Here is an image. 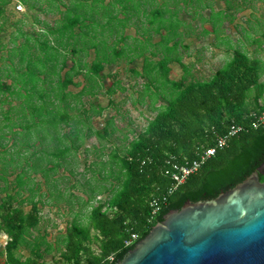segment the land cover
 I'll list each match as a JSON object with an SVG mask.
<instances>
[{"label": "trees", "instance_id": "trees-1", "mask_svg": "<svg viewBox=\"0 0 264 264\" xmlns=\"http://www.w3.org/2000/svg\"><path fill=\"white\" fill-rule=\"evenodd\" d=\"M150 2L154 3V0H109L107 3H103V0H69L68 3L58 0L55 7L62 4L65 10L62 11V17L55 21V25L48 26L43 21L46 26L43 32L33 37L26 34L28 38L25 42L9 49V56L6 58L11 61L8 69L3 65L4 71L1 75L10 77L9 72L17 71L19 65L25 67V61L27 68L37 64V81L42 79L43 73L45 77L57 75V86L50 90L49 107L33 102L32 93L31 100L28 101L30 96L26 99L28 114H32V121L26 124V131L30 134L33 133L32 127L35 123L44 128L48 126L44 125L48 122L58 131L61 122L68 124V121H73V130L70 131L72 141L80 138V126L87 124L90 117L84 108L77 114H69L66 111L70 106L67 98L73 97L74 101L76 99L80 102L79 96L85 92H93L91 89L94 85H100L98 77H102L100 71L104 62L114 60L126 50L130 53L133 51L130 60L142 56L140 68L133 66L129 69L145 79L140 94L142 97H149V107L156 110V113L140 131L135 133L134 129H130L135 133L131 140L123 143L121 148L112 147L108 152V160L100 162L98 175L102 181L109 180V183H99L90 188L92 195H89L87 201L95 198L96 203L90 206L87 223L83 224L74 217L54 242L46 240L45 231L31 237V232L37 229L40 220L37 200L31 196L17 199L15 193L9 191L0 196V231L8 236L4 246L5 264H45L44 254L52 249L59 252L57 257H51L53 264H117L138 239L144 237L155 223L162 220L167 211L179 208L187 199L196 201L215 197L221 190L232 187L249 175L264 159V120L257 121L260 115H264V83L260 81L264 65L259 58L250 57L245 51L235 48L231 58L209 78L195 77L181 62L179 55H175L181 34L178 27L184 23V19L177 16L179 6L172 9L169 7L170 4H177V0H162L147 9L145 4ZM116 3L124 14L128 11L129 13L118 17L114 12ZM225 3L227 8L217 11L223 13V17L228 14L226 10L232 7L229 1ZM33 5L28 3V6ZM204 6H211V3H205ZM210 11L208 19L213 21L215 12L212 9ZM1 12L0 7V15ZM131 15L138 19L143 17L139 20L142 23L143 20L147 22L146 26L142 24L140 27L142 37L134 38L136 43L133 47L120 45L117 48L116 44L128 36L122 33V28ZM174 18L176 23L171 21ZM119 26L121 32L118 30ZM204 31L208 30L204 28ZM153 32L159 34L156 41L151 39ZM41 35L44 36L42 39L39 37ZM112 35L115 39L109 45L107 37ZM31 38L36 41L40 53L31 51L34 46L28 41ZM24 45L28 47L27 56H19L15 66L10 55L16 54L18 48H23ZM88 48L95 50V57L89 63L81 60L78 55L81 52L86 53ZM108 48L111 49L110 56ZM68 52L72 53V65L69 67L66 66ZM43 54L44 63L38 60ZM48 61L54 62L53 68H48ZM173 61L181 62L185 70L178 79L169 77L170 63ZM83 67L86 71H83ZM65 68L64 74H59L58 70ZM18 74L19 71L13 76L12 83L0 79V91L23 95L20 90L13 89L17 86ZM79 74L89 81L92 80L94 84L90 83V88L83 86L76 93L66 91L69 84L78 83L74 81V77ZM116 85L117 81L112 82L106 89L107 92H114ZM45 95L38 93L37 98L42 101ZM54 98L62 105H54ZM158 101L160 103L155 105ZM54 108L61 110L53 111ZM51 114L47 121L40 120L43 115L48 117ZM4 117L10 119V111ZM35 117L37 121L33 120ZM233 124L241 128L196 171L171 190L174 165L199 158L203 150L214 146L216 139L227 134ZM6 125L9 128L15 125L22 128L24 124L9 120ZM110 126H114L112 117L105 121L101 129H93V132L99 138H104L114 132V127L109 129ZM23 130L25 129L22 128L21 131ZM67 136V133H62L61 137ZM123 138L128 139L126 133ZM68 150L69 147L65 145L54 154L61 156ZM5 152V149L0 151V163L3 166L0 167V179L6 183L8 179L3 174L4 168L12 158L4 161L1 153ZM102 169L107 170L103 175ZM23 173L21 171L16 174V187H21ZM94 179L100 180L95 177ZM260 179L263 180L264 176L260 175ZM6 189L5 184L0 191ZM101 193L107 194L104 199L97 197ZM25 201L30 203L27 211L22 205ZM153 201H157L156 211H153ZM132 233L136 235V239L126 245L125 240ZM21 246L29 247L30 254L24 258L17 253Z\"/></svg>", "mask_w": 264, "mask_h": 264}, {"label": "rangeland", "instance_id": "rangeland-1", "mask_svg": "<svg viewBox=\"0 0 264 264\" xmlns=\"http://www.w3.org/2000/svg\"><path fill=\"white\" fill-rule=\"evenodd\" d=\"M57 1L0 0V7L2 8L0 15V56L4 57L3 59L0 57V73L4 71V66L8 69V63L11 60L6 57L9 56L10 48L25 42L28 38H26V34L33 37L37 33L43 32L46 28L43 21L48 26H54L55 21L62 17V11L65 10V6L59 4L58 8H56L55 2L57 3ZM61 1L69 2V0ZM108 1L103 0V3ZM138 1L142 0H135V2ZM160 1L162 0L146 3L145 7L151 9L155 3ZM225 1H229L232 7L226 10L228 14L223 17V13H218L217 11L227 8ZM225 1L177 0V4H170L169 6L171 9L179 6L177 16L184 19V23L178 27L181 34L175 55H179L181 62L197 78H209L218 67L231 58L235 48L245 51L250 57L259 58L264 65V0ZM28 3H33L34 5L28 6ZM186 3L190 4L187 5ZM191 3L195 5L192 6ZM205 3H211V6H204ZM18 5H21V7L19 8ZM211 9L213 13L215 12L213 21L208 19ZM114 12L117 13L118 17H123L129 13L128 11V13L124 14L118 3L115 4ZM103 19L101 18V20ZM139 19H143V17ZM139 19L131 15L127 20L125 27L122 28V33L128 36L125 40L116 44L117 48H120V45L133 47L136 43L134 38L142 37L140 27L142 24L146 26L147 22L143 20L142 23ZM171 21L176 23L175 18L171 19ZM175 23L172 24L174 25ZM204 28L208 31L205 32ZM118 30H121L120 26ZM106 32L105 30L104 33ZM39 37L42 39L44 36L41 35ZM49 37L51 38L52 35ZM113 39H115L113 35L108 36L107 43L111 45ZM151 39L154 41L158 40L159 34L153 32ZM28 41L34 45L31 47V51L40 53L36 41H33L32 38ZM27 49V45H24L23 48H18L16 54L10 55L15 66L18 64L19 56H27ZM107 51L110 56L111 49L108 48ZM78 55L81 60L89 63L95 57V50L88 48L86 53L81 52ZM132 55L133 51L130 53V51L126 50L123 55L114 58V60L104 62L100 71L102 77H98L100 85L95 84L94 88L91 89L94 93H83L78 97L80 102H77L76 99L74 101L73 97L67 98L71 106L66 108L69 114H77L81 112L79 110L84 108L87 109L90 117L89 121L86 122L87 124L80 126V138L74 141H72V134H70L74 126L72 125L73 121L71 123L68 121V124L61 122L58 126V131H55L48 122L44 124L48 125L44 126V128L42 125L35 123L31 134L26 131V124L32 121V114H28L27 97L30 96L29 101L33 94V102L46 106V108L49 107L50 90L52 87L55 88L57 86V75H52V77L46 75L45 77L43 73L41 74L42 79L37 81L38 78L35 72L37 64H32L27 68L25 61V67H20L19 65L16 68L19 71L18 79L16 78L18 83L17 86L13 87V89L20 90L23 95L11 94L6 90L0 91V151L2 149L6 150L5 153H1L4 161L12 158L11 162L6 164L3 173L8 182L5 183L4 180L0 179V188L5 184L7 185L6 190L0 191V196L9 191L12 194L15 193L17 199L31 196L38 201L40 220L37 229L31 232V237L45 231L46 240L54 242L56 237L65 231L66 226L74 217L81 223L86 224L90 206L92 203H96L95 198H92L89 202L87 201L89 195H92L90 188L99 183H109V180L102 181L99 177L100 175H98L101 166L100 162L108 160V152L112 147L121 148L125 143H128L136 132L145 127L148 119L155 115L156 110L149 107V97L146 95L142 97L140 94L143 90V81L145 79L133 74L129 69L133 66L140 68L142 56L134 57L130 60L129 58ZM71 58L72 53L68 52L66 57L67 67L72 65ZM38 60L44 63V54L43 56L40 55ZM181 62L173 61L170 63L169 77L178 79L185 73ZM40 63L38 62V64ZM47 64H49L48 68H53L54 62L48 61ZM11 70L13 69L11 68ZM65 70L66 68L59 69V74L63 75ZM17 71L9 72L10 77L9 75L3 76L0 74V79L12 83L13 76L17 74ZM83 71H86L85 67H83ZM6 74H8L7 71ZM43 77L45 78L43 79ZM84 77L82 74L76 75L74 81L78 83L69 84L65 90L76 93L83 86L90 88V83L93 81H89ZM114 81H117L115 91L108 93L106 89ZM260 81L264 83V67ZM38 93L46 94L42 101L37 98ZM58 103L61 104L57 98H54V105ZM159 103L158 101L155 105ZM43 108L45 111V107ZM56 110L61 109L54 108L53 111ZM7 111H10V119L4 117ZM80 115L82 116V113ZM43 116L40 120L47 121L52 114L48 117ZM110 117L113 118L114 132L104 138H99L93 132V129H101L105 125V121ZM9 120L14 123L24 124L25 126L23 125L22 128L25 130L21 131L22 128L18 125L9 128L6 125ZM33 120L37 121V117ZM113 127L110 126L109 129ZM130 129H134L135 133L131 132ZM14 131H19L20 133ZM62 133H67L68 136L62 138ZM125 133L128 139L124 140L123 136ZM41 134L43 135L40 136ZM65 145L69 147L68 152H64L61 156L54 154V152L58 153L60 148L62 149ZM74 146H77V148L75 149ZM0 167H3L2 163H0ZM21 171L24 172L22 175L23 183L19 188L16 187L15 176ZM106 172V169H102L101 175ZM94 177L100 180L96 181ZM106 195V193H101L97 197L104 199ZM22 205L26 210L30 207V203L26 201ZM1 235L0 249L6 240L5 236L2 237ZM17 253L21 255V258H24L30 254L29 247L21 246ZM58 253L56 249L45 253V264H53L51 257H57ZM3 254L2 248V252L0 251V264H3L4 261Z\"/></svg>", "mask_w": 264, "mask_h": 264}, {"label": "water", "instance_id": "water-1", "mask_svg": "<svg viewBox=\"0 0 264 264\" xmlns=\"http://www.w3.org/2000/svg\"><path fill=\"white\" fill-rule=\"evenodd\" d=\"M260 175L264 176V159L215 197L187 199L170 209L117 264H264Z\"/></svg>", "mask_w": 264, "mask_h": 264}, {"label": "built area", "instance_id": "built-area-1", "mask_svg": "<svg viewBox=\"0 0 264 264\" xmlns=\"http://www.w3.org/2000/svg\"><path fill=\"white\" fill-rule=\"evenodd\" d=\"M18 7L20 8L21 5H18ZM259 120L261 121L264 120V115H260L257 121ZM254 125L256 124L254 123ZM240 128H241L240 126L234 124L231 125L228 130V133L223 136H219L216 139L214 146L205 148L199 158L194 159L192 161H186L185 163L182 164H175L174 171L172 173L173 183L171 190L175 189L180 183H182L190 173L196 171L208 157L214 155L216 149L224 146L228 138L234 133H236ZM152 204L154 205L153 211H156L158 209L157 201H153ZM135 238L136 235L132 233L131 236L125 240V244L126 245L130 244Z\"/></svg>", "mask_w": 264, "mask_h": 264}, {"label": "crops", "instance_id": "crops-1", "mask_svg": "<svg viewBox=\"0 0 264 264\" xmlns=\"http://www.w3.org/2000/svg\"><path fill=\"white\" fill-rule=\"evenodd\" d=\"M4 81V80H3ZM8 83V82H7ZM4 100V99H3ZM39 207V206H38ZM24 208V210L25 211H27L26 209H25V207H23ZM30 208V207H29ZM29 210V209H28ZM39 213H40V207H39ZM2 234V235H1ZM0 235L2 236V237H4L5 236V238H6V240H5V243H6V241H7V239H8V236H7V234L4 232V231H0ZM1 238V237H0ZM4 246H5V244L3 245V255H4V261H3V264H5V261H6V255H5V250H4ZM2 248L0 249V251L2 252Z\"/></svg>", "mask_w": 264, "mask_h": 264}]
</instances>
